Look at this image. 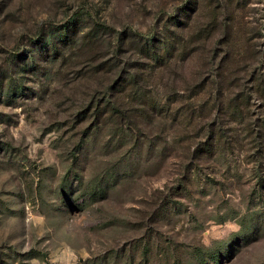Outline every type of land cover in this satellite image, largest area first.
<instances>
[{"label":"rangeland","instance_id":"rangeland-1","mask_svg":"<svg viewBox=\"0 0 264 264\" xmlns=\"http://www.w3.org/2000/svg\"><path fill=\"white\" fill-rule=\"evenodd\" d=\"M0 264H264V0H0Z\"/></svg>","mask_w":264,"mask_h":264},{"label":"trees","instance_id":"trees-1","mask_svg":"<svg viewBox=\"0 0 264 264\" xmlns=\"http://www.w3.org/2000/svg\"><path fill=\"white\" fill-rule=\"evenodd\" d=\"M80 15L82 16H72L70 18V20H67L66 23H64V25L62 26V29L58 32L59 35L58 37H54V35L52 34V36H50V40L48 39H45L44 38V42H46V40L51 41V43L53 44L51 50L54 51L56 53L57 51V48H58V44L59 43H66L68 44L72 39H71V36L72 35H76V32L77 33H80V35L82 34L81 33V28L80 26L82 25L81 22H82V17H84L85 14L89 15L90 17H92V15L88 12V11H85V12H79ZM97 24L100 26V27H97ZM71 26H72V29H71ZM96 27L98 29H104V30H110V28H113L105 23H96ZM79 29V30H78ZM71 30V31H70ZM79 31V32H78ZM75 32V33H74ZM97 35V34H95ZM82 36L85 38V41L86 40H89V41H95L94 40V37L93 34H86V35H83ZM130 37V38H129ZM43 39V38H42ZM120 39H122L120 37ZM119 39V40H120ZM128 41H129V44H133V43H136L138 45L139 43V46H140V49L142 50V52L146 55H149L150 58L152 59V61H155V63H159V62H164V54L161 56L158 52H159V48H160V43H158V36L155 32H150V33H147V34H142V33H139V32H136V31H133V32H130L128 34V37L126 39H124L123 41H120L119 44H123L126 45L128 44ZM42 40H38L37 43H41ZM42 42V43H44ZM48 45L47 44H44V47ZM167 45V44H165ZM168 47V45H167ZM166 50V49H165ZM41 52V54L44 52V49L41 48V50L39 51ZM46 53H50V49H46ZM52 54L50 53L48 57H51L52 59L53 58H59L61 56H65V54L63 55H56V54ZM47 57V56H46ZM37 60H38V55L37 54H34L32 53L31 54V59L29 61H25V65H27L28 67H31L32 71H37L38 70V66L36 65L37 64ZM50 61V60H48ZM152 67L155 66V64L151 65ZM128 80H126L125 82H127ZM10 91H8V97H15L16 94H21V92L23 91V83L19 82L16 84L15 88L12 90L11 94H10ZM115 109H119V106H116V105H112V109L111 110H115ZM113 113L115 111H112Z\"/></svg>","mask_w":264,"mask_h":264}]
</instances>
